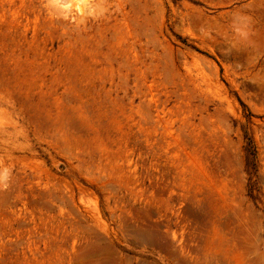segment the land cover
Masks as SVG:
<instances>
[{"label":"rangeland","instance_id":"obj_1","mask_svg":"<svg viewBox=\"0 0 264 264\" xmlns=\"http://www.w3.org/2000/svg\"><path fill=\"white\" fill-rule=\"evenodd\" d=\"M0 264H264V0H0Z\"/></svg>","mask_w":264,"mask_h":264},{"label":"bare ground","instance_id":"obj_2","mask_svg":"<svg viewBox=\"0 0 264 264\" xmlns=\"http://www.w3.org/2000/svg\"><path fill=\"white\" fill-rule=\"evenodd\" d=\"M73 0H56L60 6L68 7Z\"/></svg>","mask_w":264,"mask_h":264}]
</instances>
